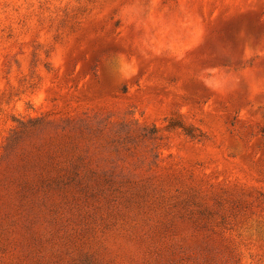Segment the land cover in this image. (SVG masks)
I'll return each mask as SVG.
<instances>
[{"label": "rangeland", "instance_id": "obj_1", "mask_svg": "<svg viewBox=\"0 0 264 264\" xmlns=\"http://www.w3.org/2000/svg\"><path fill=\"white\" fill-rule=\"evenodd\" d=\"M0 264H264V0H0Z\"/></svg>", "mask_w": 264, "mask_h": 264}]
</instances>
